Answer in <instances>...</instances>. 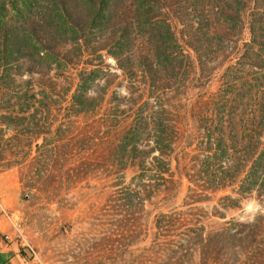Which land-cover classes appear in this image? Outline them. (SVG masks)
<instances>
[{"label": "rangeland", "instance_id": "obj_1", "mask_svg": "<svg viewBox=\"0 0 264 264\" xmlns=\"http://www.w3.org/2000/svg\"><path fill=\"white\" fill-rule=\"evenodd\" d=\"M13 2L22 6L0 0L5 26L35 29L60 62L31 56L14 68L25 75L9 92L21 94L32 78L31 92H51L53 114L0 139L13 152L4 162H15L0 170L4 244H16L31 264H232L201 263L193 237L252 233L263 212L257 187L235 200L246 173L216 192L203 175L223 136L236 156L264 150V0H113L101 31L88 23L98 4L61 0L76 42L54 33L50 0L22 15ZM143 8L147 16L138 17ZM169 17L177 41L165 31ZM138 21L123 39L122 27ZM120 39L125 71L110 53ZM84 80L93 106L76 114L72 97Z\"/></svg>", "mask_w": 264, "mask_h": 264}, {"label": "trees", "instance_id": "obj_2", "mask_svg": "<svg viewBox=\"0 0 264 264\" xmlns=\"http://www.w3.org/2000/svg\"><path fill=\"white\" fill-rule=\"evenodd\" d=\"M22 6L18 7L17 2H13V7L18 15H22L24 12L29 13L32 8V4H38L39 0H21ZM88 3L97 12L91 16L88 20L91 30L101 31L104 28L107 16H110L112 11L111 7L113 0H87ZM55 7L57 17V26L54 33L63 35L70 33V38L73 41H78V29L74 22L68 21L64 14L61 5V0H50ZM145 4L142 3L140 7ZM0 12L5 15V11L8 10L5 4L0 3ZM148 9L141 11L138 9V17L141 15L147 16ZM71 15V14H69ZM70 17V16H69ZM71 18V17H70ZM69 18V19H70ZM140 21V20H139ZM138 22H128L125 27H122V38L130 37L132 32H136L138 28H141V24ZM165 31L171 37V40L177 41L176 32L173 29V23L171 17L165 21ZM144 25V23H143ZM184 33V29L181 30ZM217 33V32H216ZM59 37V36H58ZM63 37V36H62ZM46 38L39 34L35 29L21 30L16 26L6 27L3 23V19H0V95L4 94V102L0 106V139H3L7 130L14 128L16 130L21 129V132L26 131V126L29 124L37 126L38 115L43 113L49 120L51 114H53V108L48 101L51 92L47 88H41L38 92H31L34 87L33 79L28 78L23 81L25 88L21 94L14 96L11 92L13 83L16 82V75L23 76L25 74L21 72H15L16 66L20 61H24L27 57L38 56L40 60L51 59L60 62L57 58L58 52L46 47L44 40ZM65 39V38H64ZM124 41L120 39L116 43L115 51L110 52L111 55L117 60L119 67L125 71V66L120 60L119 51L122 53ZM259 57L264 61V41L259 47ZM130 58V57H129ZM48 62V63H49ZM132 71H136L134 66L131 67ZM30 74L40 73L37 70H30ZM89 81H83L77 88L72 97V107L76 114L82 112H90L93 106V99L87 96ZM4 92V93H3ZM7 94H11L7 96ZM51 123V122H49ZM22 133H16L10 139L15 140ZM24 134V133H23ZM30 136H33L31 134ZM34 136H41L40 132L34 133ZM134 137V136H133ZM259 138L262 136L259 135ZM16 140L15 144H20ZM130 138L125 141L121 146V152H124L127 145L130 143ZM228 140L223 136L217 144V147L213 148L212 153L207 156V165L204 170L203 179L208 185V188L216 192L220 189L227 188L235 182L242 174L246 173L245 177L241 180L240 188L237 192L241 195L240 198H236V202H239L241 198L252 195V192L257 187L258 195L255 197L262 204V214L257 215L250 225L253 228L252 233L232 232V230H221L211 234L205 235L204 231H198L193 238H198V252L201 263L216 261L219 258L227 263L236 264L242 258L246 259L247 264H264V150L257 152H245L236 156L231 153L226 146ZM19 143V144H18ZM161 142H158V149L163 151L160 146ZM1 145L0 151V170L9 168L14 165L15 162H4L9 160L10 149L8 144ZM157 159V157H155ZM22 161H17L21 163ZM236 207V205H234ZM222 217H225L222 215ZM255 229V230H254ZM191 260L193 254L190 255Z\"/></svg>", "mask_w": 264, "mask_h": 264}, {"label": "crops", "instance_id": "obj_3", "mask_svg": "<svg viewBox=\"0 0 264 264\" xmlns=\"http://www.w3.org/2000/svg\"><path fill=\"white\" fill-rule=\"evenodd\" d=\"M0 264H31L14 243L4 244L0 238Z\"/></svg>", "mask_w": 264, "mask_h": 264}, {"label": "built area", "instance_id": "obj_4", "mask_svg": "<svg viewBox=\"0 0 264 264\" xmlns=\"http://www.w3.org/2000/svg\"><path fill=\"white\" fill-rule=\"evenodd\" d=\"M7 238H9V236H6Z\"/></svg>", "mask_w": 264, "mask_h": 264}]
</instances>
